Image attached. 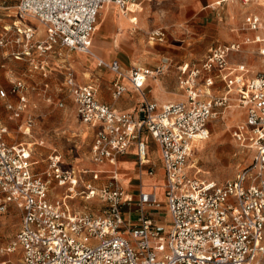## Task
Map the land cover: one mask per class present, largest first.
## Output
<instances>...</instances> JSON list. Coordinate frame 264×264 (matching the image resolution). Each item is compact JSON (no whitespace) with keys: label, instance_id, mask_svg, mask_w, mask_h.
Instances as JSON below:
<instances>
[{"label":"built area","instance_id":"2783aa9c","mask_svg":"<svg viewBox=\"0 0 264 264\" xmlns=\"http://www.w3.org/2000/svg\"><path fill=\"white\" fill-rule=\"evenodd\" d=\"M150 1L18 0L14 23L0 33V46L22 44L12 54L17 59L32 49L45 55L57 44L89 55L104 4H116L126 13L131 5ZM25 21L42 26L43 38L34 40L35 28ZM244 29L257 34L211 45L200 60L176 65L183 98L175 101L158 103L145 96L146 78L161 75L163 66L123 70L120 61L97 57V66L116 75L115 100L127 91L122 80L139 95L133 111L100 102L96 85L78 84L66 67L62 87L80 122L92 129L89 161L94 169L67 166L52 150L45 157L47 167L36 170L33 149L8 142L9 129L0 124V213L13 203L21 214L13 239L2 249L3 256L16 254V260L0 264H264V66L249 76L246 65L229 60L230 53L255 43L264 65V14H247ZM148 38L162 42L165 34L155 28ZM24 91L22 80L12 81L8 93L17 100L5 106L14 121L27 107ZM0 96L7 93L0 89ZM232 102L244 119L231 134L252 152L251 161L231 179L200 178L188 165L196 142L210 136L212 120ZM32 125L27 114L18 128L28 134ZM144 134L159 149L164 202L156 184L149 190L140 185L133 195L121 182V156L131 146L140 176L156 170L147 158ZM58 188L61 193L50 197ZM76 203H84L83 208L75 209Z\"/></svg>","mask_w":264,"mask_h":264},{"label":"rangeland","instance_id":"374dc122","mask_svg":"<svg viewBox=\"0 0 264 264\" xmlns=\"http://www.w3.org/2000/svg\"><path fill=\"white\" fill-rule=\"evenodd\" d=\"M219 1L220 3H217ZM243 5L255 4L259 5L258 10L262 12L264 9L261 3L263 0H235ZM18 0H0V32L2 26L11 23L13 19L14 6ZM226 0H213L209 4L203 2V6L196 9L195 15L189 20H176L174 17L175 10L180 9L181 3L177 0H152L147 5L153 9V13L149 19L153 20L152 28H161L164 31V41L149 40L147 29L140 27L129 30L132 43L139 45V39L143 37L145 45L148 49L147 54L141 55L133 49L116 48L109 56V20L105 19L101 14L98 16L97 22L100 23V31L93 36V51L96 48H102L107 52V56L99 55L103 60L109 61L116 58L128 69L131 65H141L151 67L155 65L163 66L164 73L158 76L162 81L164 93L176 99H182V91L176 86L177 72L176 65L181 61L193 62L200 60L205 55L210 45L221 43L217 35V27L225 21L223 16V7ZM143 3V2H140ZM118 11L120 7L111 3ZM263 13V12H262ZM177 18V17H176ZM239 32L244 30V24ZM108 31V45L99 42L101 37ZM243 36L240 35L239 38ZM10 46H0V89L6 93V97L0 96V124L6 126L9 130L8 142H24L33 149L34 159H38L39 163L34 167L38 170L45 169V157L52 150L58 151L65 165L75 168H90L87 166L89 162V150L92 142V133L86 124L78 119L70 96L57 90L62 82V73L66 67L73 68L75 73L78 72L85 76L87 82L90 80H98L100 84L104 83L110 86V76L105 72L104 67L97 66V60L90 61V56L86 59H80V65L76 66L75 56L79 54L77 51L69 50L59 44L55 45L52 53L48 54L49 69L52 70L50 76L45 78L38 71H34L25 60H17L11 54ZM78 68V69H77ZM48 69V70H49ZM60 70L62 73H60ZM258 68L254 69L257 71ZM22 80L25 84V97L27 99V107L23 113L21 120H12L9 118L10 111L6 109V102H15L17 97L9 94L11 83L14 80ZM45 82L49 83V87H44ZM151 88H149L150 90ZM148 88L145 93L149 97ZM222 91L219 90V95ZM51 97L47 101V97ZM62 102V106L59 105ZM121 100L117 102V105ZM232 106L227 108L225 112L216 117L211 122L210 136L203 141L197 142L196 148L191 154L188 165L191 167V173L196 174L200 178L214 181H225L231 179L240 169L248 165L252 158V152L238 145L232 137L233 128L242 120L243 114L238 107H234L236 102H232ZM30 114L33 118V125L28 134L19 130L18 125L22 122L26 115ZM43 142L39 144L38 142ZM36 142V143H35ZM149 147L153 150L151 157L157 158L156 147L147 141ZM157 161V160H156ZM156 172L154 179H158ZM158 194L161 201L164 202L162 184H157ZM59 188L52 192L54 198L61 193ZM93 206L99 207L100 203L91 201ZM84 203H76L75 209H82ZM94 207V209H95ZM96 211V210H95ZM20 209L10 204L6 211L0 213V262L5 259L16 260V254L9 256L2 255V249L9 244L16 233L20 223Z\"/></svg>","mask_w":264,"mask_h":264},{"label":"crops","instance_id":"0c3cea01","mask_svg":"<svg viewBox=\"0 0 264 264\" xmlns=\"http://www.w3.org/2000/svg\"><path fill=\"white\" fill-rule=\"evenodd\" d=\"M212 1L213 0H177L178 3L184 4V5H181L180 9L178 8V10H175L174 12H172L174 13V17L172 15L171 17L175 18L176 20L192 19L195 15V12L197 11L196 9L203 6V2L204 3L207 2V4H209ZM226 1L227 2L225 3V6L223 7V16L225 18V21L222 24H220L219 27H217L218 39L220 41H224L221 43L229 44L232 42H241L244 40L245 37L252 38L253 35L257 34V32H253L248 29H244L242 30V32H239V30H241L240 28L244 24V18L247 14H249L250 12L257 13V14H264V9H262V12H263L262 13L260 10H258L259 5H255V4L243 5L241 3H238L235 0H226ZM255 1H258V0H255ZM217 3H219V1H217ZM147 4L148 3L143 2V3L136 4V5H132L129 7V11H127L126 14H124L123 11L121 12L118 11L115 6L111 5V3H107L102 6L103 8H101V10L99 11V14H101L105 19L109 20V43L110 44L107 41L108 31L105 34H103L101 37L99 36L98 40L101 44H107V45L109 44V56L111 52H113V50H115L116 48H122V47H125V49L132 48L133 51L141 55H145L149 53L145 45V41L143 37L139 39V43H138L139 45H137L136 43H132L131 39L129 38L130 37L129 30L132 28L140 27L143 30L148 28L146 31L147 35L151 30L155 29V28H152L153 20L149 19L153 13V9L150 8V6ZM261 4L263 5L264 3H261ZM13 21H14V18L11 19L10 21L11 23L3 25L2 30L4 26L6 27L11 26L12 23H14ZM24 25L35 28L36 34H35L34 40H36L37 42L40 39H42L43 36L45 35L44 28L36 22L25 21ZM99 31H100V23L97 22L96 33H98ZM258 33L262 35V33L260 32ZM240 35H242L243 37L239 38ZM92 47H94L93 39H92L91 48ZM9 48L12 50L11 54H13L16 51L17 53L20 52L23 49V46L22 44L13 43ZM52 52L53 50L48 52L45 55H40L38 51H36L35 49H32L30 55H22L21 57H19L18 59L16 58V59L25 60L32 70L38 71L42 75L43 73L46 72V76L44 75L43 76L47 78L52 73V70L49 69L48 60L50 59H48L47 56L48 54ZM92 52L94 53L95 57H99V55H103L104 57L107 56V52L104 51L102 48H96V50L95 51L92 50ZM78 53L79 54L75 56L76 60H78L76 62L77 64H75L77 67L81 66L80 59L83 60V59H86L87 57V54H83L81 52H78ZM94 59H95L94 57L90 56L91 62H94ZM112 59H116V58H112ZM229 60L231 64L232 63H242L246 65V68L249 70V74H248L249 76L254 75L258 71H260L262 69V66H264L262 64V58L258 54V46L255 43L244 44L243 48L239 52L230 53ZM121 62L122 61H120L119 63L123 70H128L135 66H141V65L133 64L131 65L130 68L124 69V66ZM182 62H188V61H181L178 64H181ZM155 66H161V65H155ZM155 66H152V68ZM143 67H148V66H143ZM148 68H151V67H148ZM256 68H258V70L254 71V69ZM71 70L73 71L75 80L78 84L93 83L96 85L97 87L96 96L100 102L109 104L119 111H133L135 109L136 104L140 97L136 92H134L131 89L130 85L125 80H122V83L124 82L125 86L127 87V91L124 92V94H122L120 98L116 100L113 98L112 96L113 82L116 80V75L113 72L107 70L106 68L104 69L105 72L108 73L106 74V77L107 75L110 76L109 78L110 86H106V84L104 83L100 84L99 82H97L98 81L97 79L95 81L90 80L89 82H87V78L85 77H88L86 75L87 74L90 75V73H84V75L85 74L86 75L82 76L79 72L76 74L73 68ZM60 73H62L61 70H60ZM62 77H63V73H62ZM43 84L44 85L47 84L48 85L47 88L49 87L48 82H45ZM176 84H177V81H176ZM147 88L148 90L149 88H151L149 90V93H150L149 97L145 93V90ZM57 90L60 91L61 93H65L68 95L66 90L62 87V82L59 84V87L57 88ZM143 90H144L145 96L149 100H155L158 103H164L167 101H171L173 99V98H169V96H167L164 93L163 91L164 87L162 85V81L158 79V76L157 77H152V76L147 77L144 83V86H143ZM70 100L75 110V105L71 97H70ZM119 100H121V103L117 105V102ZM87 127L88 129H90L92 133L91 127H89L88 125ZM142 139L146 142V145H147V158L152 164H154L156 170L151 175H147V174H144L141 176L139 175V173L137 172L138 169L136 168V152L137 151L135 150L134 146H131L128 149L127 153L121 156V160H120L121 182L123 186L127 188L128 191L133 195L137 194L140 188V185L145 187L144 189L149 190L150 188H152V185L156 184L157 186V184L163 183V171L161 167L160 154H159V149L157 147V144L146 134L142 136ZM147 141H150L151 144L156 147L155 149L157 151V158H156L157 161L153 157H151V152L153 149L149 147ZM38 143L43 144L42 141ZM87 166H89L91 169H94L97 167V166H94L90 161L88 162ZM36 170L38 169L36 168ZM156 172L159 175L158 179H154V177L156 176Z\"/></svg>","mask_w":264,"mask_h":264},{"label":"bare ground","instance_id":"6f19581e","mask_svg":"<svg viewBox=\"0 0 264 264\" xmlns=\"http://www.w3.org/2000/svg\"><path fill=\"white\" fill-rule=\"evenodd\" d=\"M263 2H264V0H263ZM136 4H139V3H135V4H133V5H136ZM132 6V5H131ZM124 14H126L125 12H123ZM96 30H97V24H96V28H95V33H96ZM94 33V34H95ZM89 56H91V57H94L95 59L97 58V57H95V55H94V53L92 52V49H91V54H89ZM234 107H237L236 105H234ZM197 142H200V141H197ZM197 142H196V144H197Z\"/></svg>","mask_w":264,"mask_h":264}]
</instances>
